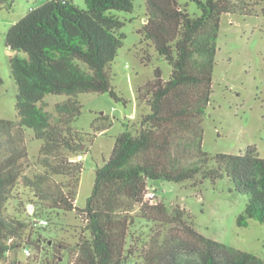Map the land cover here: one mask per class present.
Returning a JSON list of instances; mask_svg holds the SVG:
<instances>
[{"label":"trees","instance_id":"16d2710c","mask_svg":"<svg viewBox=\"0 0 264 264\" xmlns=\"http://www.w3.org/2000/svg\"><path fill=\"white\" fill-rule=\"evenodd\" d=\"M13 1L0 0V9L10 10ZM189 1L197 5L198 17H190L177 0H145L139 33L171 73L164 81L156 69L137 89L149 113L116 136L109 158L95 169L83 208L75 206L82 164L74 158L112 122L101 116L91 133L75 129L82 109L78 95L106 93L121 101L110 84V65L122 47L124 24L113 12H131L132 0H84V9L73 0H47L7 30L5 46L16 53L9 65L17 94L16 120L0 119V264H27L32 258V264H64V258L67 264H127L135 257V264H264L198 232L184 207L165 204L150 185L162 180L198 187L226 178L247 198L237 226L253 220L264 227V158L252 146L210 156L202 150L201 127L212 93L220 17L250 14L264 0ZM149 61V55L142 57V63ZM46 95L66 99L49 112ZM27 129L41 142L34 162L28 159ZM10 202L15 206L7 215ZM72 212L81 223L73 246L35 232L42 228L39 220ZM136 220L158 229L145 240L134 238ZM24 246L34 252L22 262L18 253Z\"/></svg>","mask_w":264,"mask_h":264},{"label":"rangeland","instance_id":"374dc122","mask_svg":"<svg viewBox=\"0 0 264 264\" xmlns=\"http://www.w3.org/2000/svg\"><path fill=\"white\" fill-rule=\"evenodd\" d=\"M45 1L47 0H14L10 10L0 9L2 120H16L17 94L9 65L10 59L16 53L5 46V33L31 8ZM73 2L80 9L85 8L84 0ZM177 2L181 7H185L190 17L200 15L194 2ZM132 3L131 12H113L124 24L120 30L124 35L122 47L110 65V84L121 101L113 100L106 93L78 95L82 109L80 116L73 122L75 129L91 133V124L101 116L108 118L112 125L103 133L97 134L91 142L85 143L87 150L81 155L82 172L75 198L77 208L85 206L94 184L95 169L109 158L116 136L137 126L141 116L149 113V109L138 102L137 89L154 78L156 69H159L164 81L169 79L171 73L170 65L157 55L148 42L143 41L139 33L146 19L145 0H132ZM263 8L264 4L255 7L254 11L247 15L236 13L223 14L220 17L215 66L212 72V93L201 121L202 150L210 156L219 153L239 154L252 146L256 148L259 156L264 158ZM144 55L150 56L147 64L141 62ZM19 56L24 57V54ZM65 99V96L46 95L45 109L52 112L53 106ZM25 143L28 159L34 162L41 142L33 139V132L27 129ZM29 172L26 169L25 173ZM150 185L165 204L184 207L192 217L195 229L204 236L264 260V227L253 220L247 227L237 226L236 219L243 212L247 198L236 193L226 178L215 183L204 181L198 187H191L189 183L176 184L162 180L151 182ZM21 198L25 200L24 197ZM14 206V202L8 203L5 210L7 215L13 213ZM48 222L45 231L36 227L35 232L50 242L74 245L81 227L75 213L52 214V219ZM157 229L152 224L136 220L130 232L134 238L145 240L151 231ZM18 258L25 262L22 253H18ZM136 259L137 257L127 264H135ZM26 263L32 264L33 258Z\"/></svg>","mask_w":264,"mask_h":264},{"label":"built area","instance_id":"2783aa9c","mask_svg":"<svg viewBox=\"0 0 264 264\" xmlns=\"http://www.w3.org/2000/svg\"><path fill=\"white\" fill-rule=\"evenodd\" d=\"M75 160H76V161H81V160H82V156H81V155L77 156V157L75 158ZM154 196H155L154 193L152 192V190H150V192H149V194H148V197H149L150 199H153ZM28 210H29L30 213L32 212L33 208H32L31 205L28 206ZM48 225H49V223H48V221L45 220V219H41V220L38 221V226H39V227L45 228V227H47ZM21 253H22V255H23V257H24L25 259L30 258V257L32 256V251H31V249H30L29 247H26V246H24V247L21 249ZM64 264H67V263L64 262Z\"/></svg>","mask_w":264,"mask_h":264},{"label":"crops","instance_id":"0c3cea01","mask_svg":"<svg viewBox=\"0 0 264 264\" xmlns=\"http://www.w3.org/2000/svg\"><path fill=\"white\" fill-rule=\"evenodd\" d=\"M37 7H38V6H37ZM33 8H36V7H33ZM33 8H31V9H33ZM105 161H106V160H104V163H105Z\"/></svg>","mask_w":264,"mask_h":264},{"label":"water","instance_id":"95a60500","mask_svg":"<svg viewBox=\"0 0 264 264\" xmlns=\"http://www.w3.org/2000/svg\"><path fill=\"white\" fill-rule=\"evenodd\" d=\"M145 22H146V20H145Z\"/></svg>","mask_w":264,"mask_h":264}]
</instances>
